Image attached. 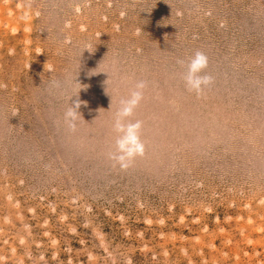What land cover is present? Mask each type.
<instances>
[{
	"label": "rangeland",
	"instance_id": "obj_1",
	"mask_svg": "<svg viewBox=\"0 0 264 264\" xmlns=\"http://www.w3.org/2000/svg\"><path fill=\"white\" fill-rule=\"evenodd\" d=\"M197 50L199 97L177 64ZM0 264H264V0H0Z\"/></svg>",
	"mask_w": 264,
	"mask_h": 264
},
{
	"label": "clouds",
	"instance_id": "obj_2",
	"mask_svg": "<svg viewBox=\"0 0 264 264\" xmlns=\"http://www.w3.org/2000/svg\"><path fill=\"white\" fill-rule=\"evenodd\" d=\"M177 64L185 69L182 80L188 92L199 97L214 83V77L206 71L209 59L204 52L197 50L186 60L178 59ZM147 87V81H136L128 96L120 99L119 107L115 112L112 123V131L115 133L114 150L109 152L108 158L122 170L128 169L135 159L143 157L146 151V145L142 139L143 121L134 119V116L144 99ZM80 107L81 102L77 101L74 106L69 105L64 112V122L71 131L76 130V122L82 118L78 113Z\"/></svg>",
	"mask_w": 264,
	"mask_h": 264
}]
</instances>
